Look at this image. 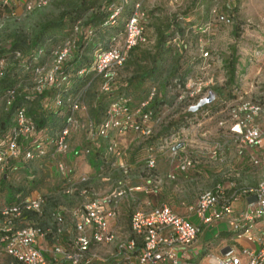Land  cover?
Instances as JSON below:
<instances>
[{
    "label": "built area",
    "instance_id": "1",
    "mask_svg": "<svg viewBox=\"0 0 264 264\" xmlns=\"http://www.w3.org/2000/svg\"><path fill=\"white\" fill-rule=\"evenodd\" d=\"M12 1L2 0L6 7L12 4ZM42 5L45 3L40 2L39 7ZM121 8L120 6L110 16L111 22L114 21ZM144 17L145 15L140 11V5L135 4L134 11L125 25L124 36L107 49L96 52L90 69L81 70L78 75L82 76L90 71L103 74L105 84L103 90L108 92L112 86V78L109 72L123 66L126 62L127 53L144 40V28L140 25V21ZM72 45V42L66 41L59 52L55 53L54 72L56 78L49 85L33 88L32 91L40 92L60 81L58 69L70 59ZM4 64L3 61H0V77ZM39 73L40 71L37 77ZM197 86L196 92H200V84ZM194 93L191 92V95ZM155 95L156 90H150L146 100L131 109L127 108L129 101L123 98L109 106L100 122L87 120L85 124H82L75 116L78 108V100H76L70 105L71 114L66 119L60 134L55 138L46 140L40 146L31 145L32 147L27 149H23L22 144L33 142L35 129L26 117L25 110L23 108L18 109L13 116L14 127L5 140L6 148L0 151V173L3 174L7 170L15 169L18 165L23 166L29 161L47 157L48 148H52L50 159L68 156L73 152L71 148L72 136L84 130L87 133L88 142L93 143L98 139L110 138L108 152L114 158H119L120 153L116 150V143L113 139L115 134L121 135L125 132H132L145 138L151 137L152 130L148 124L152 120L153 112L148 108ZM13 96L14 93L11 92L5 97L4 106L0 107V111L9 109ZM59 104V102L56 103L58 106ZM260 116L264 117V89L254 100L241 102L230 110V140L238 147L256 146L264 135L256 123V119ZM161 118L154 120L156 125L160 123ZM136 120H139L145 127H139ZM226 125L227 122H219L221 127H226ZM223 143H225L224 140L213 145L215 153L224 149ZM181 147V144L173 145L170 151L178 154L177 170L185 172L194 166V160L181 157L179 155ZM23 151H25L23 159L20 161V154ZM84 153L87 156L89 150L84 151ZM73 154L76 155V152ZM254 163L257 164V161ZM155 168L156 160L150 155L146 159V169L148 177L155 186L153 188L146 187L145 190L150 192H157L161 183V179L153 172ZM56 170L61 175L69 172L68 167L63 162L57 163ZM86 181V178H81L80 182ZM136 189L123 185L111 194L85 204L82 210L75 214L77 234L73 242L68 248L55 246L53 251L55 258H61L68 264H92V262H99V257L92 252L94 249L114 245L115 258L126 264H182L178 249L189 247L199 234L200 227L174 213L166 204L146 209L135 208L130 218L129 227L132 237L129 239L120 240L109 231V221L115 220L118 216L119 203L124 198H131ZM66 191L70 192V190ZM253 193L255 195L254 206L240 217L241 222L246 224L241 223L235 227L234 231L242 230L236 239L246 238L247 241L255 244L259 250L257 252L245 251L249 260L242 262L229 249L223 255H209V264H264V221L262 229H257L258 224L254 223L255 218L264 214V182ZM16 199L17 201L12 205L0 209V264H47L45 256L39 248V238L44 237L45 232L38 226L19 227L18 225L27 213L41 214L44 198L40 196L35 198L22 197L21 194H18ZM223 199L219 188L204 191L199 195L196 202L188 207V212L195 215L201 224H212L231 211L229 200ZM107 203L111 205L109 209L104 208ZM220 204L221 208L217 210L216 206ZM54 218L57 228H62V215L56 213Z\"/></svg>",
    "mask_w": 264,
    "mask_h": 264
},
{
    "label": "trees",
    "instance_id": "2",
    "mask_svg": "<svg viewBox=\"0 0 264 264\" xmlns=\"http://www.w3.org/2000/svg\"><path fill=\"white\" fill-rule=\"evenodd\" d=\"M142 1L63 0V3L60 2L56 6L63 8V11L60 10L58 14L46 17L35 12L39 19L35 15L34 18H30V21L19 24L9 33L4 32L5 34L0 36V61L5 63L0 77V107L4 106L5 97L11 92L14 93L9 109L0 111V151L6 148L5 140L14 127L13 116L21 108L25 110L26 117L35 129L33 142L22 144L23 149L31 145L40 146L46 140L60 134L66 119L71 114L70 105L76 100H81L84 90L91 87L97 79L95 71L82 76H79L78 72L90 69L96 52L107 49L124 36L125 25L137 3L140 5V11L145 15L140 21V25L144 28L143 37H145L148 16L143 12ZM198 5L202 9V17L199 18L198 15L192 19V25L195 27L196 23H206L205 16L215 9L214 5L210 7L205 0H200ZM120 6L121 11L111 22L110 16ZM229 8L231 5L227 3L224 9ZM0 10L8 11L2 0H0ZM184 21V18L180 16L176 18L173 26L167 29H156V50L152 55L148 56L145 52L138 58L136 53L138 45L127 53L125 63L135 65L147 61L149 64L147 66L139 64L135 74L126 80L124 86L112 85L107 93H100L95 97L88 96L87 99L90 100L87 104L92 115L91 120L100 122L109 106L123 98L129 101L127 108L136 107L146 100L150 90L155 89L156 95L148 108L153 112L152 120L148 124L152 130V127L156 125L154 120L162 117L165 108L171 107L172 102L168 100L169 94L175 92L173 97L175 99L187 91V83L194 77V67L199 63L192 56L186 57L184 41L191 37L195 42H199L204 32L188 26V22L182 26ZM239 31V25H236L233 35H238ZM176 40L179 43L176 44ZM66 41L73 43L70 49L71 59L59 67L60 81L40 92L32 91L38 72L50 65L49 60L55 58V53L59 52ZM222 64L226 71V81L221 88L212 89L217 98L209 107L213 111L220 110L217 108L218 105L225 106L240 98V91L236 85V67L240 65L238 60L235 56H227L222 60ZM246 64L249 65L247 62ZM244 66L245 64L241 67ZM57 102L60 103L59 106L56 105ZM207 107L205 106L204 109ZM186 113L170 123L167 128L174 125L185 128L184 120L200 115L201 111L192 113L188 110ZM136 122L139 127H145L139 120ZM110 141V138L98 139L93 143L87 141L81 148L84 156V151L89 150L87 156L97 162L100 172L109 171L114 163V156L108 152ZM47 150V157L29 161L23 166L18 165L15 169L7 170L3 174L0 179V209L17 201L18 194L22 197L30 196L38 182L30 165L32 162H45L50 159L52 148ZM24 152L20 154V161L23 159ZM27 215L43 217L42 213L40 215L27 213L25 216ZM263 221L264 214L254 219L255 224ZM245 224L244 222L243 225ZM240 232L242 230H233L230 236L236 238ZM92 264L98 263L92 262Z\"/></svg>",
    "mask_w": 264,
    "mask_h": 264
},
{
    "label": "rangeland",
    "instance_id": "3",
    "mask_svg": "<svg viewBox=\"0 0 264 264\" xmlns=\"http://www.w3.org/2000/svg\"><path fill=\"white\" fill-rule=\"evenodd\" d=\"M62 1L63 0H25V2H21V4H23L21 5L22 10L16 14L14 10L18 8L19 0H13L12 4L8 5L7 12L0 10V36L4 35L6 32L9 33L19 24L30 21V18L35 17V12L46 17L58 14L60 10L63 11V8H57L56 6L60 2L63 3ZM199 1L200 0L142 1L144 8L143 12L148 16V19L144 40L137 47L136 53L138 58L142 57L145 52L148 53V56L150 54L152 55L156 50V29H167L169 26H173L176 18H180V16L185 20L182 26H185L186 22H188V26H193V28L198 29L200 32H204V35L199 42H195L188 36V39L184 41L187 50L186 57L192 56L199 61L194 67V77L188 81V91L175 99H173L175 92L169 94L168 100L172 102L171 107L168 106L164 109L160 123L152 127L151 137L145 138L132 132H125L121 135L115 134L113 139L116 143V150L120 153V157L114 158V163L118 160L130 163L134 156L136 157L141 154V157H144L147 155L145 151L147 146L154 140L163 141L161 143L168 149L173 145L181 144L182 147L179 152L181 157L193 159L195 153L202 152L203 154H208L212 146L219 142L215 139L219 122H227L230 128V110L241 102L254 100L264 89V0H205L210 7L214 5L215 9L211 13L209 12L210 14L208 16H205L207 20L206 23H196L197 26L195 27V25H192V19L198 15L199 18L202 17V9L198 5ZM40 2H44L45 5L39 7ZM227 3L231 5V8L225 10L224 7ZM38 17L36 15V18ZM236 25H239L240 31L238 35L234 36L233 32ZM177 43H179L178 40H176V44ZM227 56H235L240 64L236 67V85L237 89L240 91V98L235 102L227 103L225 106L218 105L217 108L220 110L217 112L210 111L203 115L193 116L184 120L186 124L185 128L180 127V125L167 128L170 123L187 114L186 112L188 110L190 111V108H195L200 100L207 98L213 88H221V86L224 85L226 81V71L223 68L222 60ZM69 58L71 59V57ZM70 59H68V61ZM246 62L249 65H247ZM258 63H261V65ZM49 64L50 65H47L40 71L37 79L34 81V88L49 85V83L56 78L53 58L49 60ZM139 64L140 66H147L149 62L142 61L135 65L132 63H124L123 66L110 71L109 75L112 78L111 85L124 86L126 80L135 74L134 72ZM241 64H245V66L241 67ZM96 76L97 79H95L92 86L84 90L82 99L78 101V108L75 116L82 124H85L87 120H91L92 116L89 105L87 104L90 100L87 99L88 96L95 97L97 94L107 93L103 90L105 85L103 82V74H97ZM197 84H200V92H196L198 87ZM243 91L244 93H242ZM191 92L195 93L191 95ZM215 99L216 95L214 94L213 101L205 106L209 108L211 104L215 102ZM180 124L182 125L183 123L181 122ZM83 133L85 135L87 134L85 130ZM226 154L227 152L224 147L221 152H217L216 156H218V158L216 161H219L218 159L222 160ZM215 164L220 169L218 175L222 178L227 176L230 165L224 160H222V162L219 161L218 165L217 163ZM130 170L129 166L126 167L123 178L119 176L118 178H113L108 183L92 184L87 192L91 197L96 199L100 196L112 193L123 185L136 188V186H138L137 182H140V180L133 178L136 176V173H131ZM137 171H139V175H144V177H146L147 169L143 163H140L137 170L132 172ZM1 174L2 173H0V179L3 177ZM202 186L206 188L205 182H203ZM211 190L213 189H203L202 192ZM93 193L95 194L94 196ZM81 201L84 205L88 203V201L85 202L83 199L78 202ZM130 216L131 215H129L124 222V228L122 229L123 236L120 240L129 239L131 236L129 228ZM239 243H242L244 246L246 241L242 239ZM105 247H98L92 252L99 257L107 258L110 256V251L105 250ZM223 247L224 246L221 244L216 248L210 249L208 252L209 254L203 258L202 264H208L209 255L220 252ZM106 251H109V253H105ZM237 252L239 253L238 255L244 256L240 250Z\"/></svg>",
    "mask_w": 264,
    "mask_h": 264
},
{
    "label": "crops",
    "instance_id": "4",
    "mask_svg": "<svg viewBox=\"0 0 264 264\" xmlns=\"http://www.w3.org/2000/svg\"><path fill=\"white\" fill-rule=\"evenodd\" d=\"M19 2L18 8L14 10L16 14L22 10L21 5L23 4L21 2L23 3L25 0H19ZM261 63L258 64L261 65ZM211 92L213 93V91ZM204 107L194 112H189L197 113L201 111L200 115H203L213 111L209 108L204 109ZM256 123L264 132V117L260 116L257 118ZM215 139L219 142L224 140L225 143L223 144L227 154L222 160L230 165L227 176L223 178L218 175L220 169L215 164L217 163L218 165L219 161L222 162V160L218 159L219 161H216L218 156H216L217 153L214 152L213 146L208 154L195 153L193 158L194 166L185 172H180L177 170L178 154L171 152L170 148L164 147L161 140H154L147 146L146 150L142 149L147 154L144 157H141L142 154L134 156L130 163L118 160L111 165L109 171L100 172V169L97 168V162L90 159V156H84L81 151V148L86 145L88 140L83 131H80L71 138L73 152L68 156H58L45 162L31 163V169H33L38 182L29 197L40 196L44 198V206L41 211L43 217L36 218L34 215H27L19 221L18 225L19 227L38 226L45 232V236L39 238V248L44 254L47 264H68L61 258L56 259L53 251L55 246L68 248L77 234L75 214L81 211L84 206L82 201H78L83 199L89 203L101 199L103 196L96 199L91 197L87 192L88 188L92 184L108 183L115 177L122 176L123 178V173L126 172V167L129 166L130 172L136 173L133 178L139 179L140 182H137L138 186H136L137 189L132 197L124 198L119 203L117 218L109 221V231L118 239L123 236L122 229L126 218L132 215L135 208L146 209L166 204L174 213L200 227V232L194 242L187 248L178 249L182 264H202V260L209 254V250L221 244L224 247L215 255H223L227 250L231 249L232 254L239 257L242 262H248L249 256L245 254V251L257 252L259 249L255 244L247 241L246 238L236 239L231 237L230 233L236 226L241 223L244 224L243 221L241 222L240 217L254 206L255 195L253 192L264 182V135L256 146L238 147L230 140L231 132L228 125H226V127H218ZM74 152H76V155L73 154ZM150 155L156 160V168L153 172L161 179L157 192L145 190L146 187H155L148 177V171H146V177L139 175V171L132 172L137 170L140 163H143L146 168V159ZM256 161L257 164L254 163ZM59 162L66 164L69 170L68 174L61 175L57 172L56 165ZM81 178H86L85 184L80 182ZM203 182H205L206 188L202 186ZM214 188L220 189L223 200H229L231 211L224 214L220 220L209 225H203L195 215L189 214L188 207L196 202L203 189ZM66 190H70V192ZM110 207L109 203L104 205L105 209ZM220 208L221 204L216 206L217 210ZM56 213L61 214L63 217L62 228H57L54 220ZM256 228L262 229L263 222H260ZM242 239L246 241L244 246L239 243ZM105 250L110 251V256L107 258L98 256V264H126L115 258L114 245L105 247ZM238 250L244 256L238 255ZM109 251L105 253H109Z\"/></svg>",
    "mask_w": 264,
    "mask_h": 264
},
{
    "label": "water",
    "instance_id": "5",
    "mask_svg": "<svg viewBox=\"0 0 264 264\" xmlns=\"http://www.w3.org/2000/svg\"><path fill=\"white\" fill-rule=\"evenodd\" d=\"M214 99V94L211 92L209 94V96L207 98H204L202 100H200L197 104V106L195 108H191L190 111H196V110H199V108L207 105V104H210Z\"/></svg>",
    "mask_w": 264,
    "mask_h": 264
},
{
    "label": "clouds",
    "instance_id": "6",
    "mask_svg": "<svg viewBox=\"0 0 264 264\" xmlns=\"http://www.w3.org/2000/svg\"><path fill=\"white\" fill-rule=\"evenodd\" d=\"M191 80V79H190Z\"/></svg>",
    "mask_w": 264,
    "mask_h": 264
}]
</instances>
